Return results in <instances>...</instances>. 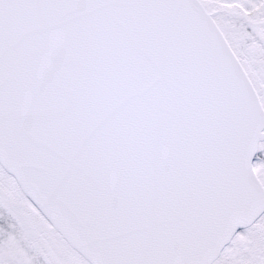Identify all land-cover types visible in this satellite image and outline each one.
Instances as JSON below:
<instances>
[{
	"label": "snow or ice",
	"instance_id": "6c2138e0",
	"mask_svg": "<svg viewBox=\"0 0 264 264\" xmlns=\"http://www.w3.org/2000/svg\"><path fill=\"white\" fill-rule=\"evenodd\" d=\"M0 264H264V0H0Z\"/></svg>",
	"mask_w": 264,
	"mask_h": 264
}]
</instances>
